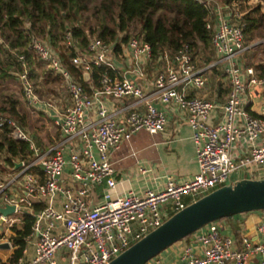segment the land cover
<instances>
[{
    "label": "built area",
    "instance_id": "1",
    "mask_svg": "<svg viewBox=\"0 0 264 264\" xmlns=\"http://www.w3.org/2000/svg\"><path fill=\"white\" fill-rule=\"evenodd\" d=\"M199 1L208 7L206 26L212 31V46L218 55L209 66L227 62L231 83L220 106L222 119L215 123L209 118L217 103L187 91L190 86L202 88L206 84L204 68L195 66L187 45L171 57L163 53V65L154 77L151 92L146 93L133 78L117 72H104L100 86L87 91L62 63L55 49L33 37L29 49L62 78L68 98L62 107L39 95L26 57L15 52L22 62L17 76L24 100L29 106L50 109L60 131L49 146L41 147L15 118L0 113V126L8 127L14 138L27 141L30 149L14 158L13 163L19 165L0 179V208L14 206L7 214L0 210V224L4 226L0 229V243L11 245L8 233L14 222L22 221L26 213L34 216L26 238L32 240L34 255L21 256L15 264H58L56 252L61 249L67 253L68 264H106L170 214L212 189L243 177H264V104L259 115L243 108L245 83L240 76L242 69L234 61L250 45L240 20L242 12L237 6L223 5L219 0ZM67 44H72L70 37ZM127 45L134 64L126 72L142 77L151 46L137 35H132ZM113 50V43L93 37L86 50L73 55L71 62L82 72L100 65L117 71ZM243 71L248 75V84L264 85V75L256 76L250 66H245ZM153 93L186 115L198 170L186 179L168 176L161 189L147 188L141 194L134 190L118 193L112 152L138 130L155 133L165 127L167 116L151 101ZM126 97L133 101L117 110L125 111L122 118H117V111L109 109L105 98ZM236 142L245 143L246 153L232 152ZM98 187L100 193L96 191ZM35 202L43 205L36 209ZM255 228L262 241L253 243L251 235L245 233L239 247L232 235L221 232L218 219L210 221L191 233L199 253H193L188 246L181 260L174 264H245L251 254L260 256L254 264H264V217ZM0 264H3L1 260Z\"/></svg>",
    "mask_w": 264,
    "mask_h": 264
},
{
    "label": "trees",
    "instance_id": "2",
    "mask_svg": "<svg viewBox=\"0 0 264 264\" xmlns=\"http://www.w3.org/2000/svg\"><path fill=\"white\" fill-rule=\"evenodd\" d=\"M219 2L236 5L242 12L240 20L246 41L264 37V14H256V8L248 0ZM207 15L208 7L199 0H0V113L12 116L23 126L29 125L28 110L2 82L16 79L22 70L15 52L24 54L29 65L42 63L28 47L33 37L49 43L62 63L89 89L80 67L71 62V57L85 51L93 37L113 43L114 50H118L120 42L137 35L150 44V61H161L164 52L171 57L187 45L193 61L199 56L208 62L213 46L212 31L206 26ZM68 37L72 44H67ZM35 65L31 67L32 76H36ZM104 72L114 73L105 65L92 67L90 77L95 87L100 86ZM42 74L41 84L60 79L49 69L42 70ZM35 83L40 86L36 79ZM28 152L27 141L14 138L8 127L0 126V157L4 164L13 166V158ZM40 206L35 204L37 209ZM33 222L34 216L26 213L20 224L13 225L15 233L11 239L15 248L9 257L10 264H15L22 255Z\"/></svg>",
    "mask_w": 264,
    "mask_h": 264
},
{
    "label": "crops",
    "instance_id": "3",
    "mask_svg": "<svg viewBox=\"0 0 264 264\" xmlns=\"http://www.w3.org/2000/svg\"><path fill=\"white\" fill-rule=\"evenodd\" d=\"M255 1L256 0H248V3L253 5ZM260 10L261 11L258 15H263L264 4L262 0ZM246 42L250 44L249 47L234 58L236 64L242 69L240 76L245 83V89L242 94V106L247 112L253 115H259L261 114V107L264 104V85L248 84V75L243 71V68L245 66H250L253 68L256 76L264 75V37L255 38ZM217 58L218 55L214 48L212 58L208 62L204 61L203 58L200 57L199 61H201L202 66H199V68H204L203 73L206 76V84L202 88H194L191 86L187 88L189 94L199 95L217 103L216 108L211 113L209 118V120L214 123L222 119V109L220 106L225 101L231 85L229 74L226 70V66L228 64L227 62L219 61L214 65L209 66L210 63L215 61ZM112 59L117 68V71H113L114 74L117 72L120 76L127 75L133 78L141 85L146 93L152 91L154 77L156 76L158 70L162 67L161 65H163L160 60L150 61L148 59L144 63L145 74L142 77L126 72V68H129L131 64H134V58L131 55L127 42H120L119 49L113 50ZM34 65V63L30 65L28 64V67L30 69L32 80L35 84V88L41 96L42 92L38 90L37 86L39 87V85L35 83V79L41 81L44 75L42 74L41 67H39L40 65H35L36 76H32L33 72L31 71V67ZM195 66L197 67L196 64ZM90 72H88L87 77H85L84 72H82L84 80L89 85V89H86L87 91H91L96 88L91 81ZM52 75L58 76L60 78V82H62V78L59 74L52 72ZM74 77L78 80L75 75ZM150 97L153 104L158 109L165 112L167 121L164 129L155 133H150L144 129L136 131L131 135L129 140L123 141L119 148L112 152L111 161L113 167L115 168V177L118 180L116 187V192L118 193L134 190L135 192L141 194L147 188L155 190L161 189L163 188L168 176H172L175 179H186L198 170L196 148L191 138V127L187 123L186 115L177 106L162 102L156 94L153 93ZM22 99L25 101L23 95ZM53 101L56 106L62 107L68 102V98L67 95H64L60 99H54ZM105 101L107 102L110 110L117 111L122 106L131 103L133 98L126 97L121 100L105 98ZM31 108L44 114L55 125V132L49 141L43 140L44 145L43 141L39 140L38 137L29 130V128L22 125L32 135L38 145L41 147H47L55 138L58 137L60 132L59 126L54 123V114L50 111V109L41 105L31 106ZM124 113L125 111H117V118H122ZM246 151L247 146L245 143L236 142L233 144L232 152L234 154L241 155L246 153ZM15 158L18 157L16 156ZM2 165L3 167L0 168V179L8 175L14 167L16 168L15 163V166H10L4 164L3 162ZM142 168H145L146 171L142 172ZM34 169L37 170V168ZM38 171H40L39 168ZM96 191L100 193L102 190L98 187ZM37 203L40 202H35L34 206ZM41 204L43 205L42 202L40 205ZM229 217V219H218L219 228L222 233L232 235L235 238L237 246H241L242 235L245 233H249L251 235L250 239L253 243L262 241V236L255 230V224L264 217V210L248 211ZM20 222L21 221H17L14 222V224H20ZM13 225L9 229L8 233L10 239L15 233ZM1 228L4 229V226L0 224V229ZM188 246L191 248L193 253H199L198 245L193 240L192 234H189L188 236L175 241L163 249L145 264H174L175 262L181 260L184 249ZM14 248L15 245L13 244L12 239L11 245L9 244L6 247L0 246V260L3 264H10L9 257ZM25 248L26 251L23 253L22 249L21 256L24 258L32 257L34 255V245L32 240L30 241L26 239ZM56 257L58 264H68V257L65 250H57ZM259 258V254H251L245 264H254Z\"/></svg>",
    "mask_w": 264,
    "mask_h": 264
},
{
    "label": "water",
    "instance_id": "4",
    "mask_svg": "<svg viewBox=\"0 0 264 264\" xmlns=\"http://www.w3.org/2000/svg\"><path fill=\"white\" fill-rule=\"evenodd\" d=\"M87 75L88 72H84V76ZM13 208V205H6L0 210L7 214ZM255 210H264V177L239 178L212 189L173 212L161 224L152 228L106 264H145L175 241L210 221ZM8 245V242L0 243V246Z\"/></svg>",
    "mask_w": 264,
    "mask_h": 264
},
{
    "label": "rangeland",
    "instance_id": "5",
    "mask_svg": "<svg viewBox=\"0 0 264 264\" xmlns=\"http://www.w3.org/2000/svg\"><path fill=\"white\" fill-rule=\"evenodd\" d=\"M254 9L256 8L255 12L256 14L260 13V8H261V0H256L254 2ZM195 64L197 67L202 66L201 61H199V56H195ZM198 59V60H197ZM41 67V70H46L48 69L46 64H39ZM44 79V77L41 79V81ZM38 83H40V88H43V91L41 96L45 99H60L62 96L65 95V90L62 88L61 82L59 79L56 81H50L47 83L41 84V81L39 82L36 80ZM2 85L7 86V90L9 91H14L18 97L21 99L22 104L24 105L25 109L28 110L29 112V125H26L27 128L31 132H33L39 140H47L49 141L50 138L52 137L53 133L55 132V125L51 122L50 119H48L44 114L39 113L36 110H33L31 106H29L26 101H23L22 99V88H21V83L18 77L16 76L15 78H12L8 81L2 82ZM38 88V86H37ZM6 89V88H5ZM39 93V92H38ZM44 145V141H43ZM0 164H2V158L0 157ZM1 168V167H0Z\"/></svg>",
    "mask_w": 264,
    "mask_h": 264
}]
</instances>
